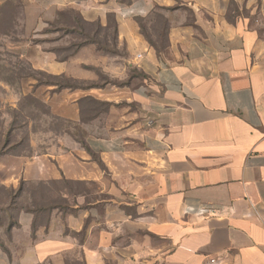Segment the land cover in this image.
Returning <instances> with one entry per match:
<instances>
[{"label":"crops","instance_id":"obj_1","mask_svg":"<svg viewBox=\"0 0 264 264\" xmlns=\"http://www.w3.org/2000/svg\"><path fill=\"white\" fill-rule=\"evenodd\" d=\"M21 1L113 26L118 51L34 53L82 86L24 92L49 144L0 159L34 191L0 264H264V0ZM96 68L119 83L90 86Z\"/></svg>","mask_w":264,"mask_h":264},{"label":"rangeland","instance_id":"obj_2","mask_svg":"<svg viewBox=\"0 0 264 264\" xmlns=\"http://www.w3.org/2000/svg\"><path fill=\"white\" fill-rule=\"evenodd\" d=\"M49 16L39 15L35 8L21 0H0V159L7 155H29L42 152L49 144L50 119L44 106L28 87L58 85L82 86L68 78H56L35 70L33 56L56 54L66 59L85 49L89 42H105L106 55L116 53L115 29L103 30L84 25L74 15L66 14L62 21L49 22ZM113 43V45H112ZM97 78L90 86L118 84L102 68L94 69ZM25 89V90H24ZM31 190V189H30ZM34 191L8 189L0 184V256L17 216L31 209Z\"/></svg>","mask_w":264,"mask_h":264},{"label":"built area","instance_id":"obj_3","mask_svg":"<svg viewBox=\"0 0 264 264\" xmlns=\"http://www.w3.org/2000/svg\"><path fill=\"white\" fill-rule=\"evenodd\" d=\"M210 212L211 210L206 209V210H203L201 213L202 215H205V214H209ZM212 262H215V260H212Z\"/></svg>","mask_w":264,"mask_h":264},{"label":"trees","instance_id":"obj_4","mask_svg":"<svg viewBox=\"0 0 264 264\" xmlns=\"http://www.w3.org/2000/svg\"><path fill=\"white\" fill-rule=\"evenodd\" d=\"M60 88H75V87H73V86H66V87H60Z\"/></svg>","mask_w":264,"mask_h":264}]
</instances>
